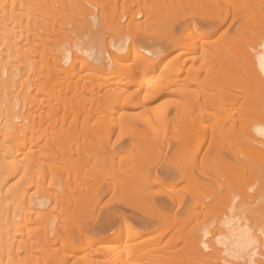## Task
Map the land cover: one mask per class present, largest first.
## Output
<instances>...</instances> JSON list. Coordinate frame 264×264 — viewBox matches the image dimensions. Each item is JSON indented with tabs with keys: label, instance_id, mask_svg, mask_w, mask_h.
I'll return each mask as SVG.
<instances>
[{
	"label": "bare ground",
	"instance_id": "1",
	"mask_svg": "<svg viewBox=\"0 0 264 264\" xmlns=\"http://www.w3.org/2000/svg\"><path fill=\"white\" fill-rule=\"evenodd\" d=\"M239 1L0 0V264H264V0ZM164 149L187 192L149 178ZM103 184L158 235L87 229Z\"/></svg>",
	"mask_w": 264,
	"mask_h": 264
},
{
	"label": "rangeland",
	"instance_id": "2",
	"mask_svg": "<svg viewBox=\"0 0 264 264\" xmlns=\"http://www.w3.org/2000/svg\"><path fill=\"white\" fill-rule=\"evenodd\" d=\"M236 6H234L233 7V9H238L239 7H241L242 5H241V2L238 0V2H236V4H235ZM222 12H224L223 10H222ZM144 17H143V15L142 14H140L139 15V23H141L142 22V20H144L143 19ZM230 20H231V18H228V20H227V22H225L224 23V25H223V27L224 28H226V26L228 27L229 26V24H230ZM124 21H125V23H124ZM237 23V20L236 21H234L233 22V24L234 23ZM227 23V24H226ZM236 23L234 24V26L236 25ZM121 24H122V22H121ZM233 24L231 25V26H229V29L231 30V27L233 28L234 26H233ZM226 25V26H225ZM126 26V19H123V27H125ZM223 28V29H224ZM229 29H228V31H229ZM126 30L128 31V29L126 28ZM126 30L125 29H123V32L122 33H125L126 32ZM143 30H144V28L142 27L141 28V32H139V33H142L143 32ZM112 32H117V30L116 29H112L111 30ZM131 31V30H130ZM129 31V32H130ZM107 32L108 31H104V29H102V37L104 38V40L105 41H107V39H108V34L110 33H108L107 34ZM128 32V33H129ZM230 32V31H229ZM118 33V32H117ZM121 33V34H122ZM130 33H132V31L130 32ZM144 33H147L146 31H144ZM119 34V33H118ZM107 36V37H106ZM251 39V36H250V34H248V33H245V34H243V37L241 38V40L243 41V42H248L249 40ZM207 128H208V126H207ZM209 129H211L210 127L208 128V130ZM120 145V144H119ZM116 146L117 145H115L114 147H115V150H118V149H120V148H116ZM123 146V145H122ZM121 145H120V147L123 149V147H122ZM206 144H205V146H203V151L201 150V152H204V149H205V151H206ZM162 153H160L159 154V156L161 157H158L156 160L158 161L157 162V164L156 163H154V165H150V169H149V172H150V174L152 175V177H151V175H149L150 177V179L151 178H154L155 176H157V179L158 180H160V181H162V182H160L161 184H167V185H176L177 187L179 186V187H181L182 185V183L184 182V181H182L181 180V182H177V180L178 181H180V179H177L178 177H181V176H179L180 174H177V173H179V172H177L178 171V169H177V167L175 166L174 168L173 167H171V169H170V167H169V169L168 170H170V171H168V173L166 172V171H163V169L164 170H166V168H167V166H169L168 165V158H170L169 156H170V152H171V150H170V152L168 151L167 152V150L166 149H164V150H162L161 151ZM166 152V153H165ZM121 155V154H120ZM120 155H118V156H120ZM165 156V157H164ZM115 161H117L118 162V159L116 158L115 159ZM116 163V162H115ZM151 163H153V162H151ZM167 163V164H166ZM162 164V165H161ZM115 166L114 167H116L117 166V163L116 164H114ZM176 165H178V164H176ZM163 168V169H162ZM152 169V170H151ZM177 169V170H176ZM151 170V171H150ZM173 170H175V171H173ZM166 172V173H165ZM171 172V173H170ZM156 173V174H155ZM173 173V174H172ZM167 174V175H166ZM175 174V175H174ZM163 175V176H162ZM154 176V177H153ZM166 176V177H165ZM172 177V178H171ZM163 178V179H162ZM182 179V178H181ZM165 180H167V181H165ZM172 180V181H171ZM163 181H164V183H163ZM169 182V183H168ZM110 183V182H109ZM109 183H107V185L109 184ZM103 185H105V184H103ZM102 185V186H103ZM107 185H105V186H107ZM108 187H111V185L110 186H107V189H103L101 192H104L103 194L104 195H102V197L99 199V202L98 201H95L96 203H93L94 201H92L91 203H92V206L89 208L90 209V211H92L91 212V214L88 216L90 219H89V221H90V223H88L89 221H88V219H87V223H85V221H84V226H87L88 227V225L90 226V227H82V225H83V221H82V223L81 224H79V228L77 229V230H80V228H81V230H83V229H90L91 228V226H92V230H95L96 229V226L98 227V225L102 222V220L106 217V215H113L114 216V218L115 219H117V217L118 216H121L122 217V215H123V217H125V214H126V217L128 216V214L127 213H130V211L134 208L133 206L131 207V204L128 202V201H122L121 199H120V197H119V195H118V193L119 192H117L118 191V189L116 190L115 189V191H114V189L113 188H110L109 190H108ZM178 187V188H179ZM183 190L185 191V192H187L186 191V188L184 189V187H185V184H183ZM103 188V187H102ZM113 189V190H112ZM153 190H156L157 189V186L156 187H153L152 188ZM151 189V190H152ZM182 189V188H181ZM182 190H178V192H176V193H179V194H181L180 192H181ZM183 191V192H184ZM105 192H107V193H105ZM182 192V193H183ZM116 193V194H115ZM175 193V194H176ZM204 193H206V192H204ZM174 195V197L175 196H177V198L178 199H180V197H181V199L183 198V195L184 194H186V193H184L183 195L181 194V196L180 195ZM189 193H187L186 195H188ZM184 196V198H185V201H183L184 200V198L182 199V201L184 202V203H182L181 204V209H179V210H176L177 208H176V206H175V202H176V200L173 202L174 204H172V201H171V199H166V201L168 202L167 204H166V201H164V199L167 197V196H164V195H158V196H160V198L163 196V198H161V199H163V201H164V204H165V207H164V209L166 210V211H168V213L170 212V215H175L176 214V218L178 217V218H180V216L182 217V213L184 212L183 210H185V209H183V207L184 208H186L187 206V202L190 200V198H188V196ZM205 196H206V194H204ZM157 196V197H158ZM179 196V197H178ZM165 197V198H164ZM160 198H157V201H158V199H160ZM167 198H169V197H167ZM177 198H175V199H177ZM109 199V200H108ZM155 199H156V197H155ZM160 199V200H161ZM107 200V201H106ZM118 200V201H117ZM159 200V201H160ZM121 201V202H120ZM181 201V202H182ZM208 202V201H210L208 198L204 201V202ZM98 202V203H97ZM171 202V203H170ZM186 202V203H185ZM72 202L70 201V203H68L66 206H62V207H57V209L55 208V212H57V211H59V214L57 215V214H55L56 216H58L57 217V219L56 220H54V222H53V225L54 224H58L59 223V221H60V216L62 217V214L60 215V211H63V210H66V209H68L69 207L71 208L72 207V204H71ZM110 203V204H109ZM127 204V205H126ZM93 205H94V207H93ZM108 205V207H106ZM126 205V206H125ZM172 205H174L173 207H172ZM206 206H207V204H205ZM110 206V207H109ZM170 209H169V208ZM173 209H172V208ZM100 208H102V209H100ZM104 208H106V209H104ZM95 209V210H94ZM104 209V210H103ZM129 209H131V210H129ZM102 210V211H101ZM127 210V211H126ZM90 211H89V213H90ZM101 211V212H100ZM109 211V212H108ZM111 211V212H110ZM124 211V212H123ZM183 211V212H182ZM93 212H94V216H93ZM97 213V215H96V213ZM104 212V213H103ZM114 212H115V215H114ZM126 212V213H125ZM134 213L135 214V216H137V215H139V213H135V210L133 209L132 211H131V213ZM178 214H177V213ZM180 212H181V214H180ZM106 213V214H105ZM116 213H118V214H116ZM124 213V214H123ZM102 214H103V216H102ZM104 215H105V217H104ZM102 216V217H101ZM135 216H134V218H135ZM95 217H96V219H95ZM142 217H144L142 220H146L147 218L145 217V216H143L142 215ZM92 218V219H91ZM119 218V217H118ZM128 218V217H127ZM126 218V219H127ZM134 218L132 219V221L130 220L131 218H128L127 220L136 228H138V230L139 231H143L142 232V235H144V236H146V237H149V236H153V235H158V232H157V230L155 229V233H154V229L153 228H155V226H157V224L155 223V222H150L149 221V225L148 224H144V223H142V222H138L137 221V218L139 219V221L141 220V214L139 215V216H137L135 219L136 220H134ZM93 220V221H92ZM134 220V221H133ZM58 221V222H57ZM92 221V222H91ZM147 221H148V219H147ZM99 222V223H98ZM140 223V224H139ZM91 224V225H90ZM97 224V225H96ZM142 224H144V225H142ZM56 225H54L53 227H55ZM80 225H81V227H80ZM96 225V226H95ZM153 225H155V226H153ZM144 226V227H143ZM95 228V229H94ZM75 229V230H76ZM87 229H86V231H87ZM172 229V228H171ZM145 230V231H144ZM173 230V229H172ZM88 233H89V230L87 231ZM92 232V231H91ZM91 232H90V234H91ZM169 232V233H168ZM168 232H165L164 234H162V235H165V237L164 236H160L161 237V239L159 238V239H156V240H153V242H159L160 243V249H158L157 251H155L154 253L155 254H158V255H165L166 254V251H167V253H168V251L170 252L171 250H172V248H171V246H172V244H171V239H172V236H173V233L171 234V230L169 231L168 230ZM167 234V235H166ZM170 235H172L171 237H170ZM158 238V237H157ZM166 242V244H165V242ZM169 244H171V245H169ZM162 248V249H161ZM165 253V254H164Z\"/></svg>",
	"mask_w": 264,
	"mask_h": 264
}]
</instances>
